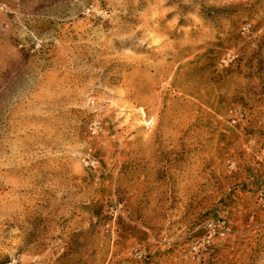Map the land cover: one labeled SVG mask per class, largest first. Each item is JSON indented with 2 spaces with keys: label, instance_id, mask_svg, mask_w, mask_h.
Segmentation results:
<instances>
[{
  "label": "rangeland",
  "instance_id": "rangeland-1",
  "mask_svg": "<svg viewBox=\"0 0 264 264\" xmlns=\"http://www.w3.org/2000/svg\"><path fill=\"white\" fill-rule=\"evenodd\" d=\"M0 264H264V0H0Z\"/></svg>",
  "mask_w": 264,
  "mask_h": 264
}]
</instances>
